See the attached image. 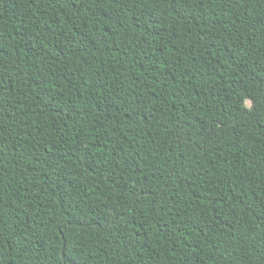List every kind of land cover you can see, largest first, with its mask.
Instances as JSON below:
<instances>
[{
	"label": "trees",
	"instance_id": "1",
	"mask_svg": "<svg viewBox=\"0 0 264 264\" xmlns=\"http://www.w3.org/2000/svg\"><path fill=\"white\" fill-rule=\"evenodd\" d=\"M0 264H264V0H0Z\"/></svg>",
	"mask_w": 264,
	"mask_h": 264
},
{
	"label": "rangeland",
	"instance_id": "2",
	"mask_svg": "<svg viewBox=\"0 0 264 264\" xmlns=\"http://www.w3.org/2000/svg\"><path fill=\"white\" fill-rule=\"evenodd\" d=\"M241 108L244 111H249L252 108V101L245 93H243Z\"/></svg>",
	"mask_w": 264,
	"mask_h": 264
}]
</instances>
